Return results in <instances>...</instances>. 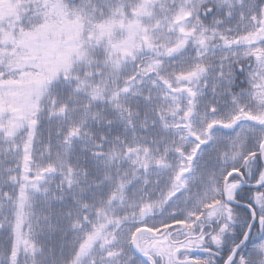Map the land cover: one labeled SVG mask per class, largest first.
<instances>
[{
	"label": "snow or ice",
	"instance_id": "1",
	"mask_svg": "<svg viewBox=\"0 0 264 264\" xmlns=\"http://www.w3.org/2000/svg\"><path fill=\"white\" fill-rule=\"evenodd\" d=\"M0 264H264V0H0Z\"/></svg>",
	"mask_w": 264,
	"mask_h": 264
}]
</instances>
